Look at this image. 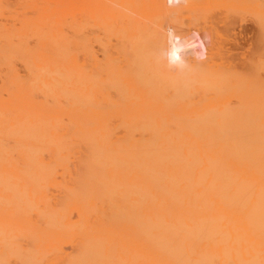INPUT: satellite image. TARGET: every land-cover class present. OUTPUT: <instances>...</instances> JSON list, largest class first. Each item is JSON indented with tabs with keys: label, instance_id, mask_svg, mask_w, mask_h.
<instances>
[{
	"label": "bare ground",
	"instance_id": "6f19581e",
	"mask_svg": "<svg viewBox=\"0 0 264 264\" xmlns=\"http://www.w3.org/2000/svg\"><path fill=\"white\" fill-rule=\"evenodd\" d=\"M183 1L0 0V264H264V0Z\"/></svg>",
	"mask_w": 264,
	"mask_h": 264
},
{
	"label": "rangeland",
	"instance_id": "374dc122",
	"mask_svg": "<svg viewBox=\"0 0 264 264\" xmlns=\"http://www.w3.org/2000/svg\"><path fill=\"white\" fill-rule=\"evenodd\" d=\"M191 1H192V0L187 1L188 4L191 5V6L189 7V10H190V8L192 7V8H191L192 10H191L190 12H189V10H188V5H187V3H186V0H184L183 2H181V4H183V3L185 2V4H186L187 7H183V5H182V6L180 5L181 7H183V9L180 7V11H179L178 13L175 12V11H177V8H178V7L175 8V10H170V11L167 10V11H165V13H163V15H161L162 18L160 17V18L162 19V20L160 19V21L162 22L163 27H164V25L166 26L167 23H168L169 21H171V22L168 23V25H170V26L172 25V27L174 26V29H175V30H179L178 27H177V26H179V27H180V30H181V31H184V32H186L185 30H187V28H188L187 31H189V30H192V29H194V28L197 29L196 27H199V28H200L199 31H202V30H201L202 28L205 29L206 26H210V27H208V28H210V29L208 30V32L211 31V29L213 30V32H215V30H217V29H216V27H217L216 25H217V24H216L215 22H217V21H222V20H223L222 23H224V24H222L221 22H217V23H219V24L221 23V24L218 26V30H217V32L214 33V37H215L216 34H217V35H219V34H220V35L223 34V35H221V36L219 35V36H220V39H219V42H218L217 44L219 45V47H221V48H223V49H226V51H227V48H228V52H229V53H230L231 51H232V52L229 54V53L226 52L225 50L219 48V49L223 50L222 53H223V54H224V53H226V54L228 53V54L231 55V56H235V55H236L235 58H237V57L239 58V57H241L242 55L245 56V55H247V54L249 53V51L251 50V49H250L251 46L253 47L254 44H255L254 42H255V39H256V35H254V33L257 34V26H256V23H255L254 20H253V19H254L253 16H252L248 11L245 10V11L239 12L240 15H242V17H245V16H243V15H246V18L249 17V19H250V21H248L249 19H248V18H247V19L245 18L246 21L242 23V21H244L245 19H242L241 16L239 17V13H237L238 11H235V12H234V10H232V11H233L232 13H233V14L235 13V15H233L232 17H233V18H235V17H239V19H237V20H239V22L237 21L239 24H237V27H236V25H235V24H236V21H235V20H233V21H234V22H233V21L231 20V17H230V21H229V18H227V16H226V18H225L224 12H222L223 14L220 12V11H224V9H225L224 6L220 5L221 1H218L219 4L217 5V3H218L217 0L212 1V2H215V4H211L212 2H209V0H207L208 3L203 2V1L201 0L202 2H199V3H200V4H199V8H200V5H201V8H200V11H199V12H198V9H197V8H198V6H197L198 3L195 2V1H198V0H194L193 2H191ZM204 1H205V0H204ZM210 1H211V0H210ZM190 2L193 3V4H191ZM216 2H217V3H216ZM201 3H204L203 5H204L205 7L207 6L206 8H209V7H210V6L208 7L207 4H209V3L211 4L212 7H211L210 10H209L210 13H209L208 10H207L206 12L204 11L205 13H203V14L201 13V12H202L201 9L204 8V6H203ZM205 3H206V5H205ZM179 4H180V3H179ZM185 4H184V5H185ZM194 4H197V5H194ZM214 5H215V6H214ZM219 5H220V7L222 6V7H224V8L222 9V7H221V9H222V10H221L220 7H219ZM177 6H179V5H177ZM202 6H203V7H202ZM213 6H214L215 9H214V11L211 12V10H213ZM217 6H218V8H219V12H220L221 14H220V13L218 12V10L216 9ZM196 7H197V8H196ZM204 9H205V8H204ZM185 10H187L188 12L185 11ZM227 10H228V9H227ZM227 10L225 9V11H226L225 14H227V15H232V14H230V13H231V10H230V11L228 10L229 13L227 12ZM181 11H182V12L185 11V12L188 13V14L192 12V13L190 14V15H192V16H190V15L187 14V15H188L187 17H190V21H192V23H194V24L196 23L197 26L195 27L196 24H195V25H193L192 23L189 24V21H188L189 18L184 17V15H185L186 13H184V15H182L183 13H181ZM216 11H217V12H216ZM169 12H170V13H169ZM172 12H173V14H172ZM207 12H208V13H207ZM179 13H181V14H179ZM199 13H201V16L203 15V17H204V15L206 14V16L209 18V21L212 19L210 22H211L212 24L214 23V24H216V25L213 24V27H211L212 24H211L209 21H207V22H206L207 24H206V23H205V19H203V18L200 16ZM217 13H219V14H217ZM241 13H242V14H241ZM166 14H167V15H166ZM237 14H238V16H236ZM171 15H172V17H173V15H174V16L177 15V18H179V16L182 15L181 18H179V19H180V22L178 21L177 23H175V22L177 21V20H176L177 18H176V16H175V18H172ZM193 15H194V16L196 15V16L194 17ZM197 15H198L199 18H197ZM214 15H215V16H214ZM219 15L222 17L221 19L219 18V17H220ZM223 15H224V16H223ZM166 16H167V17H166ZM185 16H186V15H185ZM223 17H224V19H223ZM165 18H166V19H165ZM184 18H186V20H185ZM200 18H201V19H200ZM208 18H206V20H207ZM171 19H173V21H172ZM182 19H183V20H182ZM196 19H197V20H196ZM226 19H228V20H226ZM235 19H236V18H235ZM241 19H242V21H240ZM181 20H182V21H181ZM184 20L187 21L188 23L185 22ZM193 20H194V21H193ZM195 20H196V21H195ZM214 20H217V21L213 22ZM224 20H226V21H224ZM174 21H175V22H174ZM227 21H228V22H227ZM252 21H253V22H252ZM173 22H174V24L177 25V26H176L177 28H175V25L172 24ZM184 22H185L186 25H184ZM200 22H201V23H200ZM202 22H203V23H202ZM208 22H209V24H208ZM225 22H227V23L231 22L232 24L229 26L230 23H229V24H226ZM180 23H181V24H180ZM198 23H199V24H198ZM233 23H235V24H233ZM182 24H183V25H182ZM241 24H242L243 26H242ZM187 25H192L193 28H192V26H187ZM221 25H222V26H221ZM238 25H239V26H238ZM204 26H205V27H204ZM223 26H224V28H226V29L223 30ZM181 27H184V28H181ZM221 27H222V28H221ZM228 27H229V29H228ZM235 27H236V28H235ZM185 28H186V29H185ZM191 28H192V29H191ZM206 28H207V27H206ZM208 28H207V29H208ZM237 28H238V29H237ZM184 29H185V30H184ZM204 29H203V31H204ZM227 29H228V30H227ZM230 29H231V30H230ZM219 30H221V32H219ZM232 30L235 32V33H234L235 35L237 34V35H236L237 40L235 39L236 37H234L233 45H231L232 43L230 44V41H231V40H230V37L232 36V33L229 34V31L232 32ZM236 30H237V31H236ZM205 31H206V30H205ZM205 31H204V32H205ZM223 31H224V33H223ZM179 32H180V31H179ZM206 32H207V31H206ZM226 32H227L228 35H231V36H230V37H228V35L226 36V34H225ZM208 34H209L208 37H209L210 39H207L208 37H206V39H207V40H206V41H207L206 46H207L208 43L213 39L212 34H211L210 32H209ZM238 34H239V35H238ZM210 35H211V37H210ZM217 35H216V37H217ZM235 35H234V36H235ZM219 36H218L217 38H219ZM223 36H224L225 38H224ZM216 37H215V38H216ZM221 37H222V38H221ZM227 37L229 38L230 41L227 40V39H228ZM253 37H254V38H253ZM211 38H212V39H211ZM215 38H214V39H215ZM231 38H233V36H232ZM224 39H226V43H225V44H224V42H225ZM208 40H209V42H208ZM216 40L218 41V39H216ZM222 40H223V43H222ZM250 40H251V41H250ZM237 41H238V44H237ZM245 41H246V42H245ZM231 42H232V41H231ZM234 42H235V43H234ZM240 42H241V43H240ZM250 42L252 43V45L250 44ZM210 43H211V42H210ZM210 43H209V45H210ZM221 43H222V44H221ZM227 43H228L229 45L226 47ZM253 43H254V44H253ZM220 44L223 45V46H221ZM236 44H237V45H236ZM234 45H235L236 47H235ZM246 45H247V46H246ZM248 45H251L250 48H249V51L247 50V49H248ZM230 46H234V49H235V50H232V49H231L232 47H230ZM238 46H240L241 49H243V50H239L240 47H238ZM229 47H230V48H229ZM237 47H238V48H237ZM244 47H246V48H244ZM230 49H231V51H230ZM221 50H219V51H221ZM233 51H234V52H233ZM237 52H238L239 56H238ZM239 52H240V53H239ZM241 52H242V54H241ZM234 54H235V55H234ZM240 55H241V56H240Z\"/></svg>",
	"mask_w": 264,
	"mask_h": 264
}]
</instances>
